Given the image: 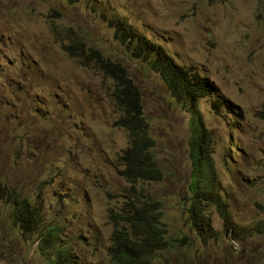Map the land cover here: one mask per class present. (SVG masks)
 I'll return each mask as SVG.
<instances>
[{"label": "rangeland", "instance_id": "374dc122", "mask_svg": "<svg viewBox=\"0 0 264 264\" xmlns=\"http://www.w3.org/2000/svg\"><path fill=\"white\" fill-rule=\"evenodd\" d=\"M119 22L219 92L195 107L176 101L120 43ZM91 49L121 63L142 96L164 173L140 183L160 203L168 241L155 264H264V0H0V187L9 193L0 264H50L46 239L78 264H112V215L131 186L119 172L129 139L115 125L113 79L86 59ZM195 120L209 134L222 202L202 205L199 228L189 188ZM15 199L36 208L35 231L13 222Z\"/></svg>", "mask_w": 264, "mask_h": 264}, {"label": "trees", "instance_id": "16d2710c", "mask_svg": "<svg viewBox=\"0 0 264 264\" xmlns=\"http://www.w3.org/2000/svg\"><path fill=\"white\" fill-rule=\"evenodd\" d=\"M77 1V0H72ZM115 27V35L120 43L130 50L137 59L148 62L151 70L157 73L166 84L171 96L185 106L195 107L197 101L210 97L219 92L213 82L202 76L193 67H185L146 37L123 22ZM76 54L74 51H69ZM87 51L77 54L80 56ZM86 59H94L95 67L113 79L114 90L112 97L121 110V115L115 125L125 129L129 139L128 147L122 152L120 161L123 168L120 174L131 186L120 213L112 215L117 224L109 255L112 264H155L158 252L168 248L164 230L160 226V203L153 200L149 190L140 187V183L159 182L164 173L156 161L154 149L155 140L150 135V125L147 122L142 104V96L138 86L129 77L127 69L121 64L106 58L99 50L91 49ZM226 103L217 102L213 106L220 107ZM192 135L189 140V154L192 164L191 182L192 193L191 212L194 215L196 227L206 224L202 217V205L208 201L220 207L222 202L214 196L217 186L214 183L215 171L208 146L209 134L196 120L190 128ZM9 193L0 187V198ZM211 197V198H210ZM11 199V196H10ZM8 198L6 201H10ZM12 220L25 231L33 232L38 225L37 210L26 200H14ZM57 228L51 227L49 233L56 236ZM49 243L50 264H78L73 260L70 248L52 240Z\"/></svg>", "mask_w": 264, "mask_h": 264}]
</instances>
